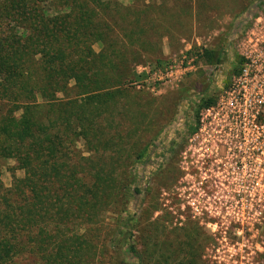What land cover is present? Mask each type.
<instances>
[{
	"label": "trees",
	"instance_id": "16d2710c",
	"mask_svg": "<svg viewBox=\"0 0 264 264\" xmlns=\"http://www.w3.org/2000/svg\"><path fill=\"white\" fill-rule=\"evenodd\" d=\"M133 1L125 7L102 0H0V175L8 159L24 172L10 188L0 179V264H147L149 248L138 249L134 232L152 222L143 209L139 215L124 209L130 162L120 137L104 136L98 119L116 112L128 84L140 76L135 66L158 63L162 40L192 25L204 0L178 6L183 18L171 20L165 15L175 8L167 0ZM253 1L215 0L218 17L246 13L237 40L264 6L256 0L250 14ZM216 52L202 49V59L217 63ZM217 96L198 104L189 134ZM80 139L93 157L76 150ZM144 150L137 148L136 156ZM105 212L114 224L102 234ZM84 224L91 226L80 233ZM194 232L186 233L189 241L178 245L175 257L170 243L154 245H164L168 263L201 264ZM261 259L264 264V253Z\"/></svg>",
	"mask_w": 264,
	"mask_h": 264
},
{
	"label": "rangeland",
	"instance_id": "374dc122",
	"mask_svg": "<svg viewBox=\"0 0 264 264\" xmlns=\"http://www.w3.org/2000/svg\"><path fill=\"white\" fill-rule=\"evenodd\" d=\"M102 1L125 7L134 3L133 0ZM143 1L145 4H158L161 0ZM188 3L189 0H167V6L175 10L169 11L165 18L174 19L176 14L183 18L178 6ZM255 3L256 0L250 10ZM214 5L215 0H204L200 16L192 25L187 23L181 27V34L172 29L171 37L162 40L159 62L153 60L136 65L135 72L140 76L128 84L129 94L119 102L116 112L111 110L107 118L98 119L105 131L104 136L120 137L123 156L130 162L125 172L131 182L128 181L125 193L131 196L124 209L137 215L143 209L149 214L148 221L152 222L147 226L141 225L134 232L139 240L138 249L149 248L147 264H177L172 260L168 263L161 250L164 245L159 248L154 241L170 243L175 257L178 245L189 241L186 233L190 231H195L192 239L195 247L199 245L197 252L201 264L262 262L264 197L260 196V191L247 185L245 197L230 198L223 196L224 193L239 189L240 184L224 183L227 191L223 188L224 193L218 196L214 183H206L208 189L205 190L204 183L196 177L191 178L184 170L182 152L193 134L189 133L195 125L198 104L220 94L236 73L240 63L236 50L237 36L249 20L246 13L238 18L227 14L218 17L219 11L213 9ZM93 48L99 51L100 44H94ZM202 49L217 51L219 61L205 62L201 56ZM143 147L145 150L138 158L136 150ZM75 148L84 157L91 158L95 154L87 150L82 139L76 141ZM105 149L109 153L110 146ZM1 163L0 179L4 187L10 188L14 178L24 177L22 170L14 169V160ZM120 173L117 170L114 175L123 180ZM102 220L100 233L103 234L113 226L114 219L105 212ZM89 226L84 224L80 233ZM156 226L160 228L154 229ZM151 233L156 234V239L155 236L149 237Z\"/></svg>",
	"mask_w": 264,
	"mask_h": 264
},
{
	"label": "built area",
	"instance_id": "2783aa9c",
	"mask_svg": "<svg viewBox=\"0 0 264 264\" xmlns=\"http://www.w3.org/2000/svg\"><path fill=\"white\" fill-rule=\"evenodd\" d=\"M239 69L199 113L196 131L183 152L184 170L200 183H214L218 196L224 183L240 184L224 194L245 197L247 185L264 197V6L236 41ZM216 197V196H215Z\"/></svg>",
	"mask_w": 264,
	"mask_h": 264
},
{
	"label": "water",
	"instance_id": "95a60500",
	"mask_svg": "<svg viewBox=\"0 0 264 264\" xmlns=\"http://www.w3.org/2000/svg\"><path fill=\"white\" fill-rule=\"evenodd\" d=\"M258 9V2L253 5L252 11L250 14Z\"/></svg>",
	"mask_w": 264,
	"mask_h": 264
},
{
	"label": "flooded vegetation",
	"instance_id": "af4514ba",
	"mask_svg": "<svg viewBox=\"0 0 264 264\" xmlns=\"http://www.w3.org/2000/svg\"><path fill=\"white\" fill-rule=\"evenodd\" d=\"M187 149H188V145H187V143H185L183 152L186 151ZM184 175H185V173H184ZM223 196H225V194Z\"/></svg>",
	"mask_w": 264,
	"mask_h": 264
}]
</instances>
